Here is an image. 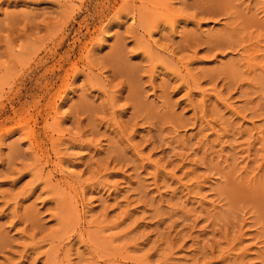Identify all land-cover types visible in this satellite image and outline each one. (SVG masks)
<instances>
[{
  "label": "rangeland",
  "instance_id": "1",
  "mask_svg": "<svg viewBox=\"0 0 264 264\" xmlns=\"http://www.w3.org/2000/svg\"><path fill=\"white\" fill-rule=\"evenodd\" d=\"M0 264H264V0H0Z\"/></svg>",
  "mask_w": 264,
  "mask_h": 264
},
{
  "label": "bare ground",
  "instance_id": "2",
  "mask_svg": "<svg viewBox=\"0 0 264 264\" xmlns=\"http://www.w3.org/2000/svg\"><path fill=\"white\" fill-rule=\"evenodd\" d=\"M129 20H130V22L135 21V16H134V15H131L130 18H129ZM151 24H152V23H151ZM102 33H103V32H102ZM104 33H106V31H105ZM152 36H153V35L151 34L150 37H152ZM103 37H105V36H103ZM152 39H154V38H152ZM152 39H151V40H152ZM152 42H153V41H152ZM154 42H155V40H154ZM152 44H153V43H152ZM172 66H173V65H172ZM59 99H60L61 101H63V98H62V97H60ZM60 100H59V101H60ZM57 105H58V104H57ZM59 107H60V106H56V107H55V111H54V112H55V115H56L57 110L59 109ZM46 177H47V176H46ZM49 177H50V176H49ZM51 179H52V178H50V180H51ZM50 180H49V181H50ZM51 181H52V180H51ZM46 182H48V181H46ZM55 184H56V183H55ZM57 192H58V191H57Z\"/></svg>",
  "mask_w": 264,
  "mask_h": 264
}]
</instances>
